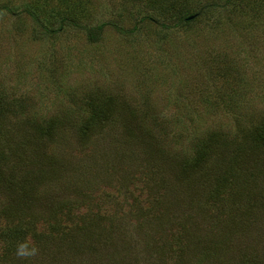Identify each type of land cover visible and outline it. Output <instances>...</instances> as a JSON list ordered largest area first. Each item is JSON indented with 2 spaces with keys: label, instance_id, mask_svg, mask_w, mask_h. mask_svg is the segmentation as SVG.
Here are the masks:
<instances>
[{
  "label": "rangeland",
  "instance_id": "374dc122",
  "mask_svg": "<svg viewBox=\"0 0 264 264\" xmlns=\"http://www.w3.org/2000/svg\"><path fill=\"white\" fill-rule=\"evenodd\" d=\"M183 3L189 18L196 11L189 23L174 15ZM95 93L115 95L117 109L85 142L69 124L55 127L54 137L31 129L51 117L81 120ZM0 98L12 109L5 121L31 124L14 143L31 145L28 156L57 175L39 184L53 189L66 226L81 236L78 249L59 244L60 255L44 263L192 264L189 251L186 263L150 247L141 222L167 220L176 208L168 197L186 213L190 195L175 191L183 184L176 174L207 133L241 142L264 118V0H0ZM219 149L184 177H199ZM250 157L247 168H260L264 184V148ZM73 188L83 195L79 207ZM252 214L219 264L237 263L239 249L264 259V203ZM110 233L124 243H103ZM26 240L33 258L35 244ZM84 249L96 258L81 259Z\"/></svg>",
  "mask_w": 264,
  "mask_h": 264
},
{
  "label": "trees",
  "instance_id": "16d2710c",
  "mask_svg": "<svg viewBox=\"0 0 264 264\" xmlns=\"http://www.w3.org/2000/svg\"><path fill=\"white\" fill-rule=\"evenodd\" d=\"M179 5L180 8H177L178 6L173 8L176 9L174 15L175 17L178 15V19L183 23H189L197 17L194 11L195 13L191 14L193 18L191 16L192 19H190L188 15L190 13L187 12L190 8L187 4ZM233 13L234 11L229 12V14ZM101 27V25L96 26V30H100ZM91 30L88 31L91 32ZM228 70L229 66L222 68V75ZM85 106L86 115L81 120L74 119V122L68 120L69 123H66L64 118L59 120L58 117H51L41 122L36 121L31 126L27 121L23 125V120L5 121V114H12V109L5 106L0 98V200L2 199L0 201V264H47L44 263L46 258L52 256L56 258L60 255L61 252L57 246L59 244H65V247L69 249L75 250V247L78 249V246L74 244L81 236L78 233H71L70 226H66L65 216L68 212L66 211L63 216L62 210L56 208L60 202L55 205L56 196L53 189L41 186L42 183L39 184V180L44 181L47 178L52 180L57 178V175L55 177V173L38 167L35 164L36 161L28 156L30 153H35L34 148L31 145L21 146L19 143H14V138H22L19 136L24 134V126L35 128L41 136L54 137L55 127L62 128L69 124L78 140L85 142L104 125L106 117L112 115L117 109L116 96L111 94L100 96L99 93H95L88 97ZM131 112L134 111L131 110ZM26 131L25 133L31 132V130ZM245 131L241 142L237 141V137L227 138L222 131L207 133V137L198 142L199 146L197 145L190 160L181 167L182 171L176 174L177 181L180 180L183 184L180 191L177 187L175 191L180 193V196L190 195L186 213L183 212L182 207L178 206L179 203L172 202L168 197L167 202L174 203L176 208L167 215V220L155 216L150 219V222L144 221L145 226L141 222L139 231H144L145 234L149 232L150 235L145 237L146 241L151 242L150 247L160 248L159 254L174 253L178 256V260L184 257L186 262L189 251L191 257L188 258L192 264H219L227 258L226 253L230 247L229 237L233 235L235 228L242 226L244 221L253 215L258 201L264 203L260 200L264 197V184L258 181L261 176L259 177L260 173L257 171L260 168L255 170L247 168L248 162L253 161L250 157L253 150L264 148V118L256 125L252 123V126H248ZM41 147L44 148V145L41 144ZM217 147L220 148L218 155L207 170L200 173L199 177H184V175L192 174L193 166L197 167L207 161L209 154ZM19 148L23 155L20 158L17 152ZM38 150L36 152L41 151ZM137 169L146 171V168ZM144 173H146V179L152 175L150 170ZM201 177L204 178L197 183ZM190 183L193 185L190 186ZM66 187L69 188V185L66 184ZM73 191H75L73 197L76 201L74 205L79 207L80 198L83 195L80 196V192L74 188ZM200 194L203 195V199L197 198ZM67 207L70 211V207ZM180 213L187 215H178ZM39 224L43 227H39ZM78 225L76 224V227ZM154 225L158 227L152 229ZM216 232L228 238L218 239L215 237ZM111 235L107 236L103 243L109 246L115 244L120 246L124 243V240H118L116 235ZM26 239H31L30 244H35L33 258L29 257L27 246L29 241L27 242ZM96 251L100 252V250ZM93 252L85 251L81 259L89 257L95 259L96 255ZM235 253L234 256L238 262H231L232 264H264L263 257L259 258L257 255L256 258L251 259L243 249Z\"/></svg>",
  "mask_w": 264,
  "mask_h": 264
}]
</instances>
